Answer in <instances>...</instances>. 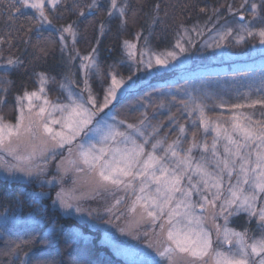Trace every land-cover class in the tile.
Here are the masks:
<instances>
[{
    "label": "snow or ice",
    "instance_id": "6c2138e0",
    "mask_svg": "<svg viewBox=\"0 0 264 264\" xmlns=\"http://www.w3.org/2000/svg\"><path fill=\"white\" fill-rule=\"evenodd\" d=\"M65 6V0H13L0 16L8 29L15 26L17 32L28 30L17 23L20 17L34 20L36 27L27 42L34 35L41 56L48 53L43 33H56L61 52H67L69 61L79 59L77 68L82 74L80 83L65 75L58 85L62 98L55 101L49 97V89L56 80L46 72L34 74V90L24 89L13 96L15 122L0 115V166L11 174L5 179L46 176L48 163L59 157L57 175L41 181L42 185H60L55 197H48L51 207L72 215L82 212L80 200L110 196L107 212L115 214L113 210L124 205L130 223L148 229L143 236L151 251L145 252L141 264H264V71L259 86L237 93L242 102L187 89L183 90L185 99L179 100L171 92H161L190 118L186 126L169 115V125L177 133L169 142L167 135L161 137L163 125L153 124L147 111L140 112L135 122L119 120L111 113L137 90L151 86L150 78L175 67L173 61L186 52L191 34L199 35L197 29L179 32L172 48L159 52L142 32L135 41H124L119 65L130 71L124 76L116 64L102 72L96 48L81 56L75 49L79 34L72 24L59 28L53 24L48 12ZM67 7L87 19L101 5L92 0L85 12L73 0ZM159 7L156 5L157 10ZM29 9L31 16L25 11ZM128 9L127 0H110L108 16H117L125 26ZM224 11L234 18L235 26L217 32L220 40L231 37L239 45L253 39L264 49V0H241L239 7L228 5ZM213 14L220 15L215 9ZM103 32L101 25L100 34ZM13 39L10 30L0 34V50L5 45L14 47ZM215 46L221 47L219 43ZM23 64L19 57L0 54V111L9 103L13 83L9 77ZM93 76L105 85L99 93L90 83ZM158 107L165 108V102ZM225 108L227 115L223 111L215 117L209 115ZM66 177L72 180L71 189L63 186ZM4 219L6 222L7 217ZM241 219L243 223L233 227ZM59 230L58 226L50 229ZM21 244L28 246L29 242ZM21 244L5 253L15 257V264H57L43 251L21 255ZM72 264L89 262L78 254Z\"/></svg>",
    "mask_w": 264,
    "mask_h": 264
},
{
    "label": "rangeland",
    "instance_id": "374dc122",
    "mask_svg": "<svg viewBox=\"0 0 264 264\" xmlns=\"http://www.w3.org/2000/svg\"><path fill=\"white\" fill-rule=\"evenodd\" d=\"M167 1V0H166ZM76 3L80 5V10L87 12V5L92 2V0H75ZM110 0H97V3L101 5L100 9L106 8L108 15ZM118 2H123V0H118ZM129 9L127 11V24L125 26H121L120 20L117 16L109 17L108 21L99 23L96 29H92L93 27V17L88 16L87 19L80 17L76 10L70 9L67 5H71L73 0H65V7L57 9V11H49V19L52 20L53 24L57 26V28L61 26H65L67 24H72L79 34V38L75 45V49L81 54V56L88 55L93 48L97 49L99 56V64L101 67V71L103 72L111 65H118V71L127 76L130 74V71L127 67L119 65V61L124 58V49L123 43L124 41H135L136 34L139 32L143 33V36L148 37L151 47L153 50L159 52L164 49H171L172 45L175 44L177 39V34L182 32L184 29H192L196 28L199 32V35L196 33L191 34V44L186 45V52L179 56L177 61H173L175 67L169 68L167 70L162 71L160 74H157L153 78H150L149 83H152L155 79H160L165 74H175L181 73L186 69L191 68L194 65H212L220 62H232V61H241L248 58L264 55V49L259 45L257 40L249 39L245 44H234L231 37H229L226 41L220 40L217 36V32H222L225 26H235L234 18L226 13L224 9L228 5H232L234 8L239 7L241 0H230L225 6H222L223 15L218 17L217 19H212L211 13L213 10L219 11L217 7L212 6V4H208L210 10H203L198 8L201 12H203L206 18L202 21H193L190 24L184 20L182 14L170 13L169 9H173L172 6L181 5L184 6L183 12H191L192 1L190 0H168L167 4L169 7H164L161 15L159 14L156 23L151 24L147 31L143 32L140 29H131L129 25V13L132 6V0H127ZM180 3V4H179ZM197 10V11H198ZM32 13V10H27ZM177 13L180 11L176 10ZM180 11V13H181ZM73 15L74 21H67V15ZM103 25L104 32L103 35L100 34V27ZM91 28V31H89ZM97 31V34L100 37H111L119 40V49L117 57L114 59H106L101 52L99 51L95 40L92 36V31ZM1 34V33H0ZM162 36L168 37L167 41L163 40ZM165 38V37H164ZM69 45L71 44V40L66 37ZM143 41L141 40V45ZM219 43L221 47H216L215 44ZM61 46V44H60ZM0 54L7 57L9 55L16 56L11 52L6 45L2 50H0ZM68 59V54L65 52ZM74 55V53H73ZM18 57V56H16ZM20 58V57H19ZM24 61V64L20 67V69L10 75V79H12V75L26 71L28 72L29 80L28 82L21 86L16 87L13 83L9 86L10 90L8 93L9 103L2 108L0 111V115H3L6 120L15 122L16 112L14 109V104L12 103V98L16 94L22 92L24 89L34 90L37 85L35 81V73L46 72L50 76L55 77L56 84L52 85L49 89V97L55 101L57 97L62 98V93L58 88L59 83L63 82V77L65 75L70 76L77 83H80L81 73L79 72L77 65L80 63L79 59H75L73 61H69V70L64 75L54 74L51 72H47L44 70L37 69L34 65L26 62L24 59L20 58ZM264 71V68L249 71V72H238L230 75L223 76H200L178 85L166 86V87H142L137 90L136 94L129 96L127 99L123 100L120 104H117L112 111L111 115L115 116L119 120H127L128 122H135V120L140 116V112L147 111L150 119L153 124L163 125L161 128V137L167 135L169 142L172 139H175L177 133L172 130V127L169 125L168 117L169 115H175L176 119L180 121V123L187 124L190 122V118L187 113L183 115L178 110V104L169 103L170 97L160 95L161 92H171L173 95L177 96V99H185L183 96V90L187 89L188 91L195 90V94H203L209 97H216L219 99L223 97L225 100H229L232 103L242 102L237 98V93L247 92L250 88L259 86V78L261 72ZM90 83L94 92L99 93L103 86L101 81L95 76L91 77ZM82 86V85H81ZM255 98V96H253ZM164 101L166 107L161 109L158 105ZM209 104L213 103L212 99L207 101ZM140 105H144L145 107H140ZM134 108H138L139 110H133ZM168 109H171L169 112ZM221 111L228 114V109H215L210 112V116H217ZM197 139L201 138V133L197 131ZM211 137H209V140ZM63 155H67L66 152ZM10 163H15L11 157H5ZM59 157L55 161H51L47 165V175L40 176L38 178H23V179H6V180H18L26 182L30 185L32 192L30 191H22L26 196H30L32 199V203L34 204V208L32 211L26 210L23 211L21 208H17L13 211H4L0 210V240L4 236L5 228L9 225H31L38 224L46 225L44 221V217L41 215V210H39L40 203L38 202L43 197H55L56 191H59L60 185L57 184L54 187L49 186L47 184L41 183V181L45 179H51L53 176L57 175L56 172V164L58 163ZM39 163L43 164V161ZM23 175V174H17ZM0 176L5 179L6 176H11L10 173H6L3 166H0ZM65 189H71L73 187L72 180L68 177L65 178L64 183ZM41 193H45L44 196H41ZM90 196L91 194H87ZM112 198L110 196H96L95 198H86L80 200L79 206L82 209L81 213H72V215H68L65 213L63 209L58 208L63 214L68 216H76L80 219H85L86 221L92 223L93 225L99 227L103 232L104 238L107 243H109L116 253L124 256L125 258H131L133 260H137L142 262L146 259L145 252L151 251L148 248L149 240L148 238L143 236V232L148 229L141 227L136 228L133 224L130 223L131 217L126 213L125 206L121 205L119 211L113 210L115 214H110L105 209L110 207ZM37 205V207H36ZM89 212L92 215H89ZM5 217L7 220L5 222ZM233 227H238L237 224H234ZM52 226H48V230ZM51 232V231H50ZM23 252H28L27 249L21 250V255ZM15 258V257H14Z\"/></svg>",
    "mask_w": 264,
    "mask_h": 264
},
{
    "label": "trees",
    "instance_id": "16d2710c",
    "mask_svg": "<svg viewBox=\"0 0 264 264\" xmlns=\"http://www.w3.org/2000/svg\"><path fill=\"white\" fill-rule=\"evenodd\" d=\"M168 1V0H167ZM166 0H132V6L129 13V25L132 29H140V31H147L153 24V20L161 15L163 8L169 7ZM192 1L191 12H182L184 6H172L173 9L168 8V12L182 14L184 20L188 24L193 21H202L206 18L205 14L198 10H210L208 4L220 9L217 11L220 15L211 13L212 19H217L223 15L222 6H225L230 0H190ZM13 0H0V16L6 12L7 6ZM180 4V3H179ZM159 5V9H156ZM180 11L177 13L176 10ZM198 10V11H197ZM29 16L31 12L25 10ZM93 17V27L96 29L99 23L108 21L107 9H99ZM73 15H67V21H74ZM19 25H23L26 31H16L13 26L8 29L5 23L0 20V33L4 31H12L14 34L11 52L24 59L26 62L34 65L37 69L51 72L54 74L64 75L69 70L67 55L61 52L60 41L57 39V34L45 31L43 33L45 41L48 45V53L46 56H41L37 52V44L34 35H32L31 42L29 40L32 30L36 27L35 21H27L22 16L19 18ZM91 31V28H89ZM92 36L95 43L106 59H114L117 57L119 49V40L111 37H100L97 31H92ZM165 37V38H164ZM163 40L167 41L168 37L162 36ZM99 41V43H97ZM264 68V55L248 58L241 61L220 62L212 65H194L181 73L165 74L159 80L155 79L152 86L166 87L173 86L188 81L190 79L200 76H223L235 74L238 72H249ZM12 79L16 87L25 85L28 80V72L21 71L12 75ZM30 191L31 187L26 182L18 180H6L0 176V210L13 211L17 208L21 210L32 211L34 204L30 196H26L22 191ZM23 193L24 195H21ZM41 206V215L46 225L31 224V225H9L5 228L4 236L0 240V264H15V258L10 255H5L9 249H14L16 244H21V241H28V246L21 244V250L27 249L32 252L39 253L43 251L57 261V264H72L73 258L78 254L82 255L89 264H141L137 260L125 258L116 253L114 248L106 242L103 232L93 222L90 223L85 219H80L76 216H68L63 214L58 208L51 207V200L48 197H43L39 201ZM37 207V205H36ZM243 223V219L237 221V225ZM58 226L60 229L56 232H50L48 226ZM47 234V240L44 235Z\"/></svg>",
    "mask_w": 264,
    "mask_h": 264
}]
</instances>
